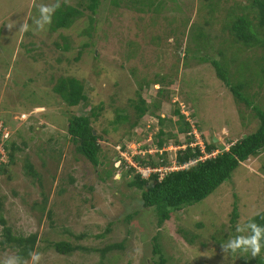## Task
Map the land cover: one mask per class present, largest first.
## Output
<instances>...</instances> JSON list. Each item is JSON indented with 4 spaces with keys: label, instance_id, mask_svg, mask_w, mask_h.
Returning <instances> with one entry per match:
<instances>
[{
    "label": "rangeland",
    "instance_id": "rangeland-1",
    "mask_svg": "<svg viewBox=\"0 0 264 264\" xmlns=\"http://www.w3.org/2000/svg\"><path fill=\"white\" fill-rule=\"evenodd\" d=\"M87 1L0 0V264L18 255L1 241L4 226L37 234L31 253L41 259L21 264H155V242L165 264H259L261 253L222 245L247 236V223L264 210V149L160 225L130 185L133 161L165 174L179 168L184 144L227 148L257 128L252 106L264 109V47L261 40L243 46L224 29L245 14L264 37L253 0H100L94 13ZM58 2L81 14L67 27L53 29L51 19L39 29V6ZM211 59L223 62L231 83H243L250 105L233 96ZM61 77L79 79L85 100L67 105L53 89ZM73 115L89 117L99 164L75 150L67 133ZM60 240L79 248L59 253L52 243ZM113 243L121 246L103 254Z\"/></svg>",
    "mask_w": 264,
    "mask_h": 264
},
{
    "label": "trees",
    "instance_id": "trees-1",
    "mask_svg": "<svg viewBox=\"0 0 264 264\" xmlns=\"http://www.w3.org/2000/svg\"><path fill=\"white\" fill-rule=\"evenodd\" d=\"M100 0H88L86 7L91 12H95L99 6ZM256 6V15L259 19L258 26L264 27V0H253ZM81 14V11L72 6H59L52 14V28L69 26L73 20ZM224 29H227L228 34L232 35L233 40L240 41L243 46L249 45L255 40H261L264 47V37H259L252 24L251 20L245 14H239L230 17L224 23ZM200 36L204 38V34L200 31ZM204 35V36H203ZM205 38H207L205 36ZM230 46V44H228ZM236 50L235 48H233ZM239 50H241L239 48ZM243 56V55H242ZM222 58H225L222 57ZM235 59V56L232 57ZM211 64L216 70V73L222 79L224 84L232 92L233 96L245 104L250 105L248 97L241 92L242 82L236 84L231 83L228 79L227 71L222 65L223 62L218 59H211ZM261 73H264V67H261ZM155 84H158L156 82ZM54 91L59 94L63 101L70 106L77 105L81 100H85L86 96L83 93V85L79 79L75 77H61L57 80L53 87ZM160 90V86L157 87ZM161 91V90H160ZM137 106L140 114L144 113V101ZM252 108L259 120L257 128L249 133H246L230 142L228 147L220 150L216 143H205L204 151L198 144L194 146L189 142L184 144V148H180L175 154V163L179 168L171 170L159 177V173L152 172L147 178L141 177L139 172H136L131 180L130 185L136 186L140 190V199L146 207H153L157 216V224H162L170 217V214L175 210H180L194 202L200 201L209 195L222 182L228 180L232 171L240 164V162L248 159L251 156L258 154L264 149V109H260L256 105ZM179 114V113H178ZM181 116V114H180ZM67 133L70 140L75 145V150L89 160L92 164H99L100 144L99 137L90 124V119L86 115H73L69 118L67 124ZM161 144V140H158ZM219 149L215 154L213 150ZM204 152L211 154L204 156ZM11 152H9V155ZM135 159V157L133 158ZM136 160V159H135ZM120 161V160H119ZM141 165H147L145 160L138 161ZM149 165V164H148ZM29 172L35 174L31 164H27ZM129 170H134L132 166H128ZM151 182V185L146 184ZM237 216L236 208L232 211V220ZM4 224V220L0 219ZM251 221L256 222L261 227H264V210L260 211L253 217ZM250 229L249 234L250 235ZM2 243L17 247L18 255L21 260L23 257H28L31 251L34 250V245L37 240L36 233H29L26 236L22 234H14L8 226L3 227ZM156 238H154L155 240ZM261 251L264 255V240H261ZM53 248L59 253H67L78 249L79 246H74L69 241L60 240L52 243ZM121 243H113L105 247L104 250L112 247H119ZM81 248V247H80ZM154 254H158V260H154L155 264H165V258L162 256L158 244L155 242L152 249ZM259 264H264V258L255 257Z\"/></svg>",
    "mask_w": 264,
    "mask_h": 264
},
{
    "label": "clouds",
    "instance_id": "clouds-1",
    "mask_svg": "<svg viewBox=\"0 0 264 264\" xmlns=\"http://www.w3.org/2000/svg\"><path fill=\"white\" fill-rule=\"evenodd\" d=\"M59 6H60L59 2L53 6H49V5L39 6L40 18L34 21L35 24L38 25L39 29H43L45 25L51 23L52 14ZM246 227L247 229H250L251 234L247 236L239 235L234 238H230L226 244L222 245L224 252H227L229 250L235 252L237 249L244 248L245 250L251 249L252 256H256L260 253L262 247L261 240H264V227H261L254 221H249ZM244 231H245L244 227H240V226L237 227V232L243 233ZM30 255L32 261L34 262H38L41 259V254L39 253L33 252L30 253ZM4 264H21V258L17 256L8 257L4 261ZM23 264H27V261H24Z\"/></svg>",
    "mask_w": 264,
    "mask_h": 264
},
{
    "label": "built area",
    "instance_id": "built-area-1",
    "mask_svg": "<svg viewBox=\"0 0 264 264\" xmlns=\"http://www.w3.org/2000/svg\"><path fill=\"white\" fill-rule=\"evenodd\" d=\"M0 151H1V144H0ZM2 151H3V149H2ZM132 159H133V157H131V160H132ZM131 165H132L135 169H137L136 172H139V173L141 174L142 177H148L152 171H154V172H156V171H157V172H160L159 177H161V176L163 175V174H162V168L157 169V168H151V167H149V166H145V167H141V166H139V168H137V167H136V164L134 163V161L131 162ZM165 173H166V172H165ZM161 174H162V175H161Z\"/></svg>",
    "mask_w": 264,
    "mask_h": 264
},
{
    "label": "water",
    "instance_id": "water-1",
    "mask_svg": "<svg viewBox=\"0 0 264 264\" xmlns=\"http://www.w3.org/2000/svg\"><path fill=\"white\" fill-rule=\"evenodd\" d=\"M245 136H246V135L244 134L243 137H245ZM213 140H216V138H213ZM218 148H219L220 150H224V149H226L225 145L222 144V143H219V144H218Z\"/></svg>",
    "mask_w": 264,
    "mask_h": 264
}]
</instances>
